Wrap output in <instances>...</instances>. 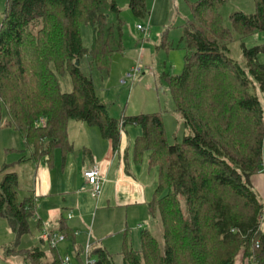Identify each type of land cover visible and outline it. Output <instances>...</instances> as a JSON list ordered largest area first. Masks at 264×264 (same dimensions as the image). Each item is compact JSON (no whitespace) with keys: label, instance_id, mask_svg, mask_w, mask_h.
<instances>
[{"label":"trees","instance_id":"trees-1","mask_svg":"<svg viewBox=\"0 0 264 264\" xmlns=\"http://www.w3.org/2000/svg\"><path fill=\"white\" fill-rule=\"evenodd\" d=\"M226 1L196 0L191 19L180 26L183 69L166 81L185 134L169 143L160 114L115 119L97 96L93 76L106 77L121 50L106 14L118 16L116 0H5L0 128H13L22 139L21 154H27L0 171L25 160H50L56 149L72 151L70 121L96 127L113 150L120 147L125 125L139 127L132 157L140 163L147 154L148 168L157 169L148 204L156 232L142 230L138 249L125 237L122 264H235L238 255L247 264H262L264 259L263 204L250 184L262 165L264 108L258 93L264 96V45L242 42L264 32V0H252L251 13L230 14V27L220 13ZM128 8L137 18L149 13L145 0H128ZM235 41L239 61L231 57ZM65 75L70 92L61 89L59 77ZM31 201L20 194L17 175L6 173L0 217L17 238L30 232ZM49 251L40 245L9 247L4 255L21 258L22 264H61L55 250ZM88 256L94 264H114L103 249L90 247Z\"/></svg>","mask_w":264,"mask_h":264},{"label":"crops","instance_id":"crops-1","mask_svg":"<svg viewBox=\"0 0 264 264\" xmlns=\"http://www.w3.org/2000/svg\"><path fill=\"white\" fill-rule=\"evenodd\" d=\"M72 125L78 131L75 141L68 132L72 151L64 153L56 149L50 160L43 157L36 163L31 160L15 163L0 171V183L6 173H15L20 194L32 199L34 215L29 220L27 234L33 240L30 248L40 245L47 254L50 252L45 243H40L42 229L47 228L65 235L54 249L58 257L73 255L74 264H83L86 246L112 254L118 234L123 233L124 239L129 228L138 227L141 231L153 228L148 204L156 177L154 170L148 168L147 154L140 163L131 157L133 144L124 129L119 149L113 150L110 141L103 139L96 127L84 123ZM8 129L11 128L2 126L0 133ZM8 150L13 149H4L5 153ZM19 158L8 161L6 157L2 165ZM93 167L99 170L101 179V191L95 196L83 177V172ZM250 184L263 204L260 230L264 232V142L261 169L251 176ZM14 259V264H22L21 258ZM235 264L247 262L238 255Z\"/></svg>","mask_w":264,"mask_h":264},{"label":"rangeland","instance_id":"rangeland-1","mask_svg":"<svg viewBox=\"0 0 264 264\" xmlns=\"http://www.w3.org/2000/svg\"><path fill=\"white\" fill-rule=\"evenodd\" d=\"M195 1L145 0V7L149 13L142 18H137L128 8V0H116L119 8L118 16L111 13L106 14L109 22L114 25V39L115 41L120 40L121 50L114 53L109 74L106 77L97 73L93 76L97 96L106 106L110 117L119 119L121 116L158 113L162 117L169 143L180 141L185 134V130L180 123L178 114L175 112V104L166 78L179 76L182 72L186 52L185 45L181 41L182 30L180 26L186 20L191 19V6ZM4 9L5 0H0V21ZM236 11L251 13L253 11V1L227 0L220 9L223 24L226 27H230V14ZM137 25L148 29L146 35L137 29ZM242 42L248 47L264 45V32L254 33ZM230 50L233 59L241 60L239 41L232 43ZM261 59L264 61L263 56ZM59 82L62 91H71V82L67 75L59 77ZM258 97L264 108V96L258 93ZM5 121L4 115L2 125ZM72 124L81 123L71 121L68 124V132L70 131L72 141H75L78 131L74 129ZM124 131L128 134L132 144L141 133L139 127L130 124L125 125ZM4 132L6 133H0V169L3 166L4 158L7 157L8 161L19 158L21 151L24 150L21 138L13 128ZM8 148L13 150H8L5 153L4 149ZM151 169L155 172V181L157 182V169ZM156 182L152 193L156 188ZM145 229L156 232L154 227H146ZM140 233L141 230L138 227L127 229V244L131 248H139ZM122 234L117 235L112 251L114 264L123 263L121 255L123 248ZM31 238L27 234L17 238L7 222L0 219V264H14V256L5 257V249L9 247L16 250L30 248L33 244ZM70 257L74 264L75 257L73 255H70ZM89 260L94 262L95 258L91 256ZM82 261L83 264H86L85 253Z\"/></svg>","mask_w":264,"mask_h":264},{"label":"built area","instance_id":"built-area-1","mask_svg":"<svg viewBox=\"0 0 264 264\" xmlns=\"http://www.w3.org/2000/svg\"><path fill=\"white\" fill-rule=\"evenodd\" d=\"M137 29L139 31L144 32V35H146V32L148 31L147 28H143L140 25H137ZM40 123H43L42 120H40ZM83 177L87 181L88 185L91 186L93 195H99L101 191V179H100V172L97 168L93 167L91 169H88L83 172ZM41 240L43 243H45L49 249H56V246L59 242H61L64 237L54 231H50L47 228H43L42 232L40 234ZM89 246H86L84 249V253L86 254V264H94V262H91L88 256ZM61 264H71V259L68 256H65L61 259Z\"/></svg>","mask_w":264,"mask_h":264}]
</instances>
